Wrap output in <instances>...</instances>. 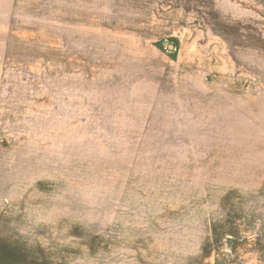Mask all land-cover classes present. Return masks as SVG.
Instances as JSON below:
<instances>
[{
    "label": "rangeland",
    "instance_id": "1",
    "mask_svg": "<svg viewBox=\"0 0 264 264\" xmlns=\"http://www.w3.org/2000/svg\"><path fill=\"white\" fill-rule=\"evenodd\" d=\"M216 250L264 264V0H0V264Z\"/></svg>",
    "mask_w": 264,
    "mask_h": 264
},
{
    "label": "crops",
    "instance_id": "2",
    "mask_svg": "<svg viewBox=\"0 0 264 264\" xmlns=\"http://www.w3.org/2000/svg\"><path fill=\"white\" fill-rule=\"evenodd\" d=\"M230 237V236H229ZM231 243V246H230V250L232 252L235 253V255L237 254V243L236 242H230ZM239 249V248H238ZM229 250V251H230ZM240 250V249H239ZM220 252V251H219ZM218 252V250H216L215 252H211L210 251V255H209V258H210V261H211V264H225V256L224 255H221L220 253ZM219 254L221 256H219Z\"/></svg>",
    "mask_w": 264,
    "mask_h": 264
}]
</instances>
